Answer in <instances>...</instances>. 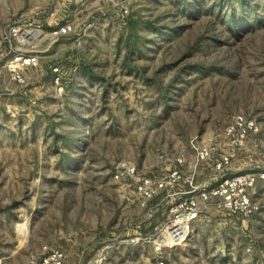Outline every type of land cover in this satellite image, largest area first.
<instances>
[{
  "label": "rangeland",
  "instance_id": "rangeland-1",
  "mask_svg": "<svg viewBox=\"0 0 264 264\" xmlns=\"http://www.w3.org/2000/svg\"><path fill=\"white\" fill-rule=\"evenodd\" d=\"M128 4L121 20L100 0H0V34L45 25L0 57L3 264H27L46 247L62 249L65 264H264V179L253 217L211 200L189 239L163 249L149 238L174 200L143 203L114 178L125 163L163 174L181 156L188 169L191 141L211 142L236 114L256 118L264 140V0ZM66 18L71 34L48 33ZM17 53L37 57L22 80L6 64ZM257 163L264 154H245L227 173ZM215 174L202 165L199 181L213 186Z\"/></svg>",
  "mask_w": 264,
  "mask_h": 264
},
{
  "label": "built area",
  "instance_id": "built-area-1",
  "mask_svg": "<svg viewBox=\"0 0 264 264\" xmlns=\"http://www.w3.org/2000/svg\"><path fill=\"white\" fill-rule=\"evenodd\" d=\"M82 3L87 0H76ZM118 8V16L124 20L129 13V0H100ZM22 29L12 25L7 34H0V57L4 55L7 42L10 44L15 37L24 36L30 40L31 34L45 30L43 22L30 21ZM74 31L69 18L62 23L50 21L48 33L52 36H65ZM32 54L17 53L6 64L15 80H22L21 70L36 62ZM56 81L61 80L60 67L53 68ZM261 127L254 117L236 114L211 142L194 138L191 145L195 154L194 164L188 169L182 168L186 158H177V165L166 173H145L133 164H120L114 174L115 180L123 187H132L133 194L143 203L155 196L166 193L169 200H174L169 215L160 225L150 241L159 248H172L187 241L196 222L207 208L208 202L215 201L218 209L230 216L243 220L253 217L259 205L253 200V191L258 179H264V164L251 166L247 170L228 174L230 165L246 158L252 161V153L257 156L264 154V140L259 138ZM249 153V155H247ZM208 165L215 174L216 184L207 186L199 181L202 165ZM132 239V241L138 240ZM66 254L57 247L43 248L38 254L32 255L27 264H65ZM97 264H102L99 260ZM0 264L3 257L0 253Z\"/></svg>",
  "mask_w": 264,
  "mask_h": 264
},
{
  "label": "crops",
  "instance_id": "crops-1",
  "mask_svg": "<svg viewBox=\"0 0 264 264\" xmlns=\"http://www.w3.org/2000/svg\"><path fill=\"white\" fill-rule=\"evenodd\" d=\"M169 202H171V200H169Z\"/></svg>",
  "mask_w": 264,
  "mask_h": 264
},
{
  "label": "bare ground",
  "instance_id": "bare-ground-1",
  "mask_svg": "<svg viewBox=\"0 0 264 264\" xmlns=\"http://www.w3.org/2000/svg\"><path fill=\"white\" fill-rule=\"evenodd\" d=\"M192 233V232H191Z\"/></svg>",
  "mask_w": 264,
  "mask_h": 264
}]
</instances>
